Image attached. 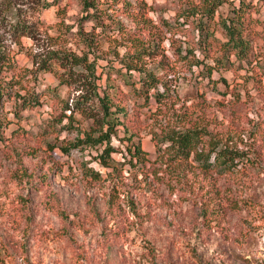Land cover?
Segmentation results:
<instances>
[{"label": "rangeland", "instance_id": "obj_1", "mask_svg": "<svg viewBox=\"0 0 264 264\" xmlns=\"http://www.w3.org/2000/svg\"><path fill=\"white\" fill-rule=\"evenodd\" d=\"M213 1L220 4L207 19ZM239 1L99 0L90 12L100 21L82 18L80 0H58L40 11L37 39L25 36L13 46L19 66L32 70V56L41 58L49 48L87 52L97 60L99 83L126 107V124L147 159L130 157L122 127L111 138L108 165L99 158L104 144L63 152L61 146L88 130L92 118L75 111L71 122L59 120L80 90L60 83L58 63L34 73L37 106L15 116L13 101L3 103L0 259L264 264V0H245L255 5L251 15L258 19L251 65L228 60L222 49L220 19ZM33 10L27 0H0L1 32L11 31L17 17L32 20ZM80 29L93 38L91 48ZM127 64L136 69L127 71ZM151 72L167 91L159 111L153 90L147 103L133 90L140 75ZM92 111L99 114V107ZM189 126L207 128L219 144L241 153L231 172L173 160L161 128Z\"/></svg>", "mask_w": 264, "mask_h": 264}, {"label": "trees", "instance_id": "obj_2", "mask_svg": "<svg viewBox=\"0 0 264 264\" xmlns=\"http://www.w3.org/2000/svg\"><path fill=\"white\" fill-rule=\"evenodd\" d=\"M57 1L27 0L34 9L32 12L36 11L35 17L32 20L17 17L10 24L11 31L1 32L0 30V127L7 123L2 116L5 101H13L15 116H19L22 110L37 106L40 103L41 91L30 85L31 80L35 77L34 73L48 70L56 62L63 69V72L57 73L60 83H73L76 90H80L71 104L68 100L65 102L64 113L59 120L62 121L63 117H66L71 122L75 111L92 118L91 127L79 133L67 145H62V151L67 153L71 149H83L85 146L92 147L104 144L99 158L103 165H108V160L111 159L110 154L114 151V147L110 145L111 138L113 135H117L120 127H122L128 140L126 149L130 157L136 158L138 162L145 161L147 159L146 152L141 149L139 143L133 140L135 132L130 129L129 123L126 124L128 118L126 107L119 105L120 102H114L107 86L99 83L101 74H97V60L89 59L87 52L76 54L49 48L47 54L41 58L32 56V64L34 65L32 70L19 66L15 58L14 44L19 45L21 38L25 36L36 40L37 33L43 26V21L39 16L40 11L47 9ZM80 2L85 13L82 18L95 21L102 19L95 16L94 12H90L91 9L97 10L99 0H80ZM219 4L213 1L209 5L206 10L207 19L211 18ZM253 9H255V5L251 1L240 0L239 4L232 8L231 13L221 18L219 22L226 38L222 43L224 56L228 60L230 57H234L240 62L239 65H243V63L251 65L255 57L253 35L257 34L258 31L253 27L258 19L252 17ZM203 29L204 25L200 26L201 32ZM78 32L82 35L84 44L91 48L94 45L93 38L87 37L82 29ZM197 63L198 60L196 59L194 65ZM126 67L127 71L136 69L130 64H127ZM210 74L211 68L208 67V75ZM138 84V86H134L133 90L137 95L143 96L145 103L150 97L149 92L153 90L154 99L157 102L156 109L159 111L163 103L160 97L167 91L166 88L160 91L156 75L152 72L142 73ZM97 106L99 107V114L92 111L96 110ZM66 110H70L68 115L65 113ZM161 129L163 130L162 133H165L161 140L168 144L174 161L197 162L196 166L205 172L215 170L224 174L231 172L232 167L239 160L241 153L231 149L226 144H219L207 128L189 126L184 129L173 128L169 130L164 127ZM94 174L97 175L98 173L95 172ZM0 264H6L3 258L0 259ZM24 264L28 263L25 262Z\"/></svg>", "mask_w": 264, "mask_h": 264}]
</instances>
